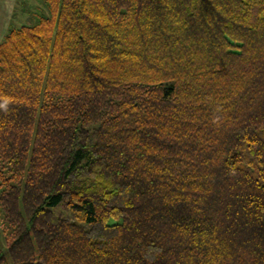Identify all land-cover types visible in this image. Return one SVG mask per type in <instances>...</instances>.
<instances>
[{"label": "trees", "instance_id": "obj_1", "mask_svg": "<svg viewBox=\"0 0 264 264\" xmlns=\"http://www.w3.org/2000/svg\"><path fill=\"white\" fill-rule=\"evenodd\" d=\"M29 15L0 42V264H264V0Z\"/></svg>", "mask_w": 264, "mask_h": 264}, {"label": "crops", "instance_id": "obj_2", "mask_svg": "<svg viewBox=\"0 0 264 264\" xmlns=\"http://www.w3.org/2000/svg\"><path fill=\"white\" fill-rule=\"evenodd\" d=\"M27 15L26 0H0V42L12 24Z\"/></svg>", "mask_w": 264, "mask_h": 264}, {"label": "rangeland", "instance_id": "obj_3", "mask_svg": "<svg viewBox=\"0 0 264 264\" xmlns=\"http://www.w3.org/2000/svg\"><path fill=\"white\" fill-rule=\"evenodd\" d=\"M38 6H42L43 7V0H26V11L28 13H31V15H33V13L36 12L37 7ZM38 12V11H37ZM29 15V16H31ZM28 17V16H27ZM21 18L22 20L19 22L18 20L16 22H14V24H12L13 26H19L21 24V22H29L30 20ZM25 20V21H24ZM1 183V181H0ZM2 191V186L0 184V194ZM10 223L8 218L6 217L5 211L0 203V250L3 251L6 256H8L7 253V242H6V236L8 235V233L10 232Z\"/></svg>", "mask_w": 264, "mask_h": 264}]
</instances>
